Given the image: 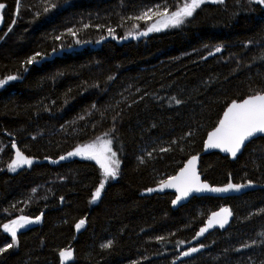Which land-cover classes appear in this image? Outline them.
Here are the masks:
<instances>
[{
	"label": "trees",
	"instance_id": "trees-1",
	"mask_svg": "<svg viewBox=\"0 0 264 264\" xmlns=\"http://www.w3.org/2000/svg\"><path fill=\"white\" fill-rule=\"evenodd\" d=\"M0 3V80L16 77L0 86V248L14 244L0 264H61L68 248L69 264H264V138L236 161L204 155L231 102L264 93V4L205 2L179 26L138 35L157 17H129L156 5L173 11L181 0ZM97 137L112 140L120 162L99 201L102 170L87 158L9 168L13 144L31 159L58 161ZM192 156L212 186L245 187L179 210L174 195L147 191ZM223 206L230 224L200 239ZM21 215L42 223L14 243L3 225Z\"/></svg>",
	"mask_w": 264,
	"mask_h": 264
},
{
	"label": "snow or ice",
	"instance_id": "snow-or-ice-1",
	"mask_svg": "<svg viewBox=\"0 0 264 264\" xmlns=\"http://www.w3.org/2000/svg\"><path fill=\"white\" fill-rule=\"evenodd\" d=\"M219 2L223 3V0H219ZM257 2L264 4V0H257ZM203 3H205V0H181V3L177 5L176 9L173 11H170L167 6L162 8L160 5H156L128 19L144 21L147 24L153 17H157V19L147 27V31L138 34L147 35L148 32L160 31L162 28L181 25L186 18L193 16L195 11L199 9ZM51 6L55 7L54 4ZM4 8L5 4L0 3V10ZM44 10L48 11L49 9L45 7ZM85 27H88V25H85ZM107 31L109 35H114V29L108 28ZM68 34L72 36L77 35L72 29L68 30ZM128 35H133V32L129 31ZM57 39H60V37H57ZM220 51L221 48L217 47L216 52ZM209 54L211 55L212 53ZM34 60L35 57H32L27 63L30 64ZM14 79H16L15 76H8L6 80H0V86H3L8 80ZM176 103L179 104L180 101L177 100ZM257 133H264V93L249 95L246 99H243L242 102L232 101L224 112L223 119L219 121L218 126L208 134L206 148H219L224 152L230 153L232 157H235L237 153L240 152L245 141ZM108 135V133H105L104 137ZM189 135H191V133H189ZM104 137H97L92 143L77 147L75 151L68 153L69 157L82 156L87 159L95 160L102 169V179L93 193V202L100 198L109 178L115 179L119 173L120 162L116 159L117 154L112 149V140L105 139ZM168 150L169 149H161V151ZM149 155H151V153H149ZM65 158L64 156L60 157L61 160ZM197 161L198 157L192 156L187 161L186 165L179 170L177 175L171 176L160 182V190L165 188H174L177 190L179 195L176 197L174 203L179 202L192 192H228L230 190H239L245 187V185L233 183H228L225 187H211L207 183L201 182L200 176L196 170ZM32 163L33 161L31 158L17 149L15 159L9 164V168L15 171L17 168L25 165L31 166ZM147 191L152 192L156 191V189L150 188ZM231 216L232 212L229 208H222L219 212L212 213L207 226L201 228L198 235H203L209 228L216 225L223 228L224 225L228 223L229 217ZM39 220L40 217H36L35 221H33L29 217L21 215L17 219H13L9 223L4 224L3 230L11 235L15 243L19 229L25 227L27 224L39 222ZM84 223V220H80L79 223L75 225L76 229L79 230ZM13 246V243H9L5 248H0V252L7 251L8 248H12ZM110 246L111 242L102 245V247L105 248ZM245 246L247 247V245ZM201 247H203V245H201ZM197 251H199V248L193 247L190 251L184 252L183 255L188 256L190 253ZM59 255L63 264H67V261L72 258L73 252L70 248L63 249L60 251Z\"/></svg>",
	"mask_w": 264,
	"mask_h": 264
},
{
	"label": "water",
	"instance_id": "water-1",
	"mask_svg": "<svg viewBox=\"0 0 264 264\" xmlns=\"http://www.w3.org/2000/svg\"><path fill=\"white\" fill-rule=\"evenodd\" d=\"M242 102V101H240ZM230 106V105H229ZM227 110V108H226ZM225 110V111H226ZM224 114V113H223ZM223 119V115H222V118ZM219 124V123H218ZM218 126V125H217ZM213 131V130H212ZM211 131V132H212ZM208 138V136H207ZM207 138L205 140V144H204V155H211V154H220L221 156L223 157H227V158H230L231 160L233 161H236L241 155L242 153L244 152L245 148L251 143L253 142L254 140H257L259 138H264V133H257L256 135H254L253 137H250L248 140L245 141L244 145L242 146L240 152L237 153V155L235 157H232L230 153H227V152H224L222 151L221 149L219 148H206V142H207ZM15 146H12V151H13V159H15V153H16V150L19 149L16 144H13ZM76 157H79V158H85V157H82V156H71V157H66L65 159L63 160H58V161H52V160H43V161H40V160H35V159H32L33 163L31 164V166H23V167H20V168H17L15 171H12V173H16V172H20L21 170L23 169H27V168H30L32 167L33 165H42V164H46V163H49L51 165H58L62 162H68L70 161L71 159L73 158H76ZM187 163V162H186ZM185 163V165H186ZM184 165V166H185ZM196 170L200 176V179H201V182H204V183H207L208 185H210L211 187H225V186H212L211 184H209L208 182H206L203 178V176L201 175V172H200V160L198 158V161H197V166H196ZM179 172V171H178ZM178 174V173H177ZM176 174V175H177ZM175 176V175H174ZM155 193H158L160 195H166V194H172L174 195V200L172 202V208L175 209V210H179L180 208L184 207V206H187L193 199H202V198H214V199H221V200H226L228 198H230L233 193H234V190H230L228 192H210V191H203V192H192L190 193L187 197L181 199L179 202H176L174 203V201L176 200V197L179 195V193L177 192L176 189L174 188H165L163 190H160V186L156 189V191H154ZM102 196V195H101ZM101 196L98 200L96 201H99L101 199ZM222 208H227L226 206H223L221 207L218 211L216 212H219ZM212 216V215H211ZM210 216V218H211ZM209 218V219H210ZM208 219V220H209ZM231 222V217H229V220H228V223L224 225L223 228L219 227V225H216L212 228H209L207 232H205L203 235H198L200 239H205L207 237H209L210 235L214 234L215 232L217 231H220L224 228H226ZM207 223L208 221L206 222V224L202 227H206L207 226ZM199 233V232H198ZM74 260V256H72V258L70 260L67 261V264L73 262ZM61 264H63L62 262V259H61Z\"/></svg>",
	"mask_w": 264,
	"mask_h": 264
},
{
	"label": "rangeland",
	"instance_id": "rangeland-1",
	"mask_svg": "<svg viewBox=\"0 0 264 264\" xmlns=\"http://www.w3.org/2000/svg\"><path fill=\"white\" fill-rule=\"evenodd\" d=\"M219 0H205V2H214V3H216V2H218ZM2 11H3V9L2 10H0V28H1V26H2V24H3V17H2ZM163 29V28H162ZM95 141V140H94ZM93 142V141H92ZM92 142H90V143H92ZM87 144H89V143H87ZM86 145V144H85ZM83 146V145H82ZM116 159H117V156H116ZM89 160H91V159H89ZM91 161H93L95 164H97L98 166H99V164L95 161V160H91ZM99 168H100V166H99ZM101 169V168H100ZM102 170V169H101ZM116 179V178H115ZM115 179H112V178H109V180H108V182L109 181H112V180H115ZM107 182V183H108ZM106 183V184H107ZM33 221H35V219H32ZM41 223H42V220L40 219L39 220V222H34V223H31V224H27L25 227H23V228H21V229H19V231H18V233L19 232H21V231H25V230H27V229H30V228H32V227H36V226H39V225H41ZM82 228V227H81ZM80 228V229H81ZM5 232V231H4ZM6 233V232H5ZM17 233V234H18ZM6 234H8L10 237H11V235L9 234V233H6ZM12 238V237H11ZM17 238V237H16Z\"/></svg>",
	"mask_w": 264,
	"mask_h": 264
}]
</instances>
